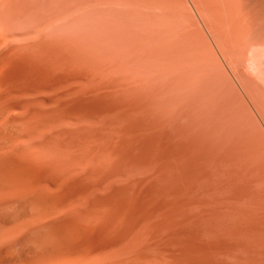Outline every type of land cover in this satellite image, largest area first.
Listing matches in <instances>:
<instances>
[{"label":"rangeland","instance_id":"374dc122","mask_svg":"<svg viewBox=\"0 0 264 264\" xmlns=\"http://www.w3.org/2000/svg\"><path fill=\"white\" fill-rule=\"evenodd\" d=\"M244 2L0 0V155L35 188L0 186V264H264Z\"/></svg>","mask_w":264,"mask_h":264},{"label":"bare ground","instance_id":"6f19581e","mask_svg":"<svg viewBox=\"0 0 264 264\" xmlns=\"http://www.w3.org/2000/svg\"><path fill=\"white\" fill-rule=\"evenodd\" d=\"M259 0H245V4H246V14H248L249 16H247V19L248 18H250V20H249V22H248V25H249V29H250V33H251V40H252V45H251V51L249 52V53H251V56H250V59H248L250 62V66H249V68H250V70H247V72H246V74H247V76H249V78L253 81V82H255V83H257L258 84V86H259V88L261 89V91H263L262 92V95H261V97L263 96L264 97V73H262L263 71H264V58L262 59V58H259V56H257L258 54H263L264 53V6H262L259 2H258ZM261 2V1H260ZM244 14V13H243ZM247 51H249V50H247ZM263 57H264V54L262 55ZM260 61H259V60ZM262 59V60H261ZM246 69H244V71H245ZM262 70V71H261ZM243 87H244V89H245V91H246V93H247V95H248V97H249V99L251 100V102L253 103V105L255 106V108H256V110L259 112V114H260V116L262 117V119L264 120V103H262L261 102V100L262 99H264V98H262L261 100H260V98H258V97H255L254 95H253V93L251 92V90H249L248 88H247V86H245V83L243 84ZM21 124V123H20ZM17 148V147H16ZM15 151H13V148L12 147H10L9 146V148L7 149V150H5L4 152H1V155H0V157L1 156H3L4 155V157H3V159L2 158H0L1 159V161L0 162H2V160H4L5 159V163H4V161H3V163H2V165L0 164V186H2L3 188L2 189H8V188H4V186H9V185H12V184H16V183H18V184H16L15 185V187L16 188H19L18 190H14V191H11L10 192V194H9V196H11V197H9L10 199L12 198V196H14V194L13 193H15V194H21V193H26L25 195H28V193L30 192V191H32L33 189H35V188H33L34 186H31V185H29V184H27V185H22V183H23V180H25V179H23V180H21L22 178H25V175H24V173H25V171H24V169L25 168H23L21 165H18V164H15V163H12V162H9V157H11L12 156V154L14 153ZM3 153H5V154H3ZM14 155V154H13ZM256 158V157H255ZM258 158V157H257ZM8 159V160H7ZM11 159H13V158H11ZM248 159H250V158H248ZM253 160V159H252ZM15 161V160H14ZM16 162V161H15ZM246 162V161H245ZM252 162V161H251ZM256 162H258V161H256ZM19 163V162H18ZM60 163V162H59ZM249 163V162H248ZM247 162L246 163H244V164H248ZM255 165V164H254ZM44 167V166H43ZM249 166L247 165V168H248ZM253 167V166H252ZM249 169V168H248ZM249 170H247V172H248ZM245 172L246 171H244L243 173H244V175H245ZM23 173V177H22V174ZM250 173V172H249ZM251 173H252V171H251ZM255 173V170H254V172H253V174ZM247 175H248V173H246ZM256 174V173H255ZM249 176H251L250 174H249ZM256 176V175H255ZM255 176H253V177H255ZM250 178V177H249ZM246 179V178H245ZM27 181V180H26ZM248 181V180H247ZM245 182V181H244ZM250 182V181H249ZM33 183V182H32ZM247 183V182H246ZM34 184V183H33ZM45 188V187H44ZM46 189V188H45ZM43 190V189H42ZM49 191H50V189H48ZM36 191H37V189H36ZM36 191H35V193H36ZM33 192V191H32ZM45 192V191H44ZM51 192V191H50ZM42 193V192H41ZM13 194V195H12ZM22 194V195H23ZM30 194V193H29ZM40 194V193H39ZM44 194V193H43ZM48 195H50V193H48ZM41 197H43V196H40V198ZM44 197H46L45 195H44ZM43 197V199H45ZM33 199H35V198H33ZM43 199L41 200V201H43ZM244 199V198H243ZM13 200V199H12ZM52 202V201H51ZM46 203H48L49 204V202H46ZM52 204V203H51ZM50 204V205H51ZM43 205H45V204H43ZM49 206V205H48ZM52 206V205H51ZM57 206H59V205H57ZM56 206V207H57ZM23 207V206H22ZM51 208V207H50ZM53 208V207H52ZM76 208V207H75ZM80 208V207H79ZM78 208V209H79ZM81 210V209H80ZM79 210V211H80ZM47 211V210H46ZM77 210L76 209H74V208H72V207H67L66 209H64V210H59L58 211V209L56 210V211H54V209H48V211L45 213V211H44V214L42 215L41 213L43 212V210L41 211V213H40V217L38 218H36V223H37V221H40V219H41V217H43L42 218V222H38V224L40 223V224H42V223H44V222H46V220H48L49 218L48 217H50V219H53L51 222L49 221V224H48V236H47V238H48V242H50V243H53V244H56L58 241H62L61 239H64L63 237H62V233L64 232L63 231V227L61 226V222H62V220H65V219H68L69 218V216H71V218L74 220V218L76 219V220H78L79 219V217L77 216V213H75ZM81 214H83L82 212L80 213V215ZM79 215V214H78ZM84 215V214H83ZM47 217V219H44V218H46ZM52 217H54V218H52ZM74 217V218H73ZM78 217V218H77ZM84 218V217H83ZM38 219V220H37ZM43 219H44V222H43ZM87 219V218H86ZM84 220V221H87V220ZM68 220H70V219H68ZM80 221L82 220V218L81 219H79ZM78 220V221H79ZM83 220L81 221V222H83ZM91 220V219H90ZM243 220H245V219H243ZM77 221V222H78ZM75 222V221H74ZM76 223V222H75ZM39 224V225H40ZM44 224H46V223H44ZM45 226H47V225H45ZM63 231V232H62ZM65 235V234H64ZM49 240H51V241H49ZM64 241V240H63ZM42 242H44V241H42ZM45 243V242H44ZM49 244V243H48ZM61 244H63V242L62 243H60V244H56V246H59V245H61ZM46 245V244H45ZM44 245V246H45ZM130 245V244H129ZM41 246V245H40ZM47 246V245H46ZM50 246L48 245V248H49ZM25 248V247H24ZM51 249V248H50ZM126 249V248H125ZM125 251V250H124ZM117 252V251H116ZM123 252V251H122ZM115 253V252H114ZM118 253V252H117ZM121 252H119V254H120ZM53 255V254H52ZM109 255H110V253H109ZM109 255H107V256H109ZM114 255H116V254H114ZM114 255H110L109 257H113ZM118 255V254H117ZM121 255V254H120ZM102 256V255H101ZM101 256H96V257H92V258H94V259H90V260H85L84 258H71L70 260H71V263L72 264H112V263H110V262H103V263H99V260L98 259H100V257ZM103 256H104V254H103ZM101 257V259L103 260V258L104 257ZM105 257V260L104 261H106V260H110L111 261V259L109 258L108 259V257ZM97 257H99V258H97ZM84 259V260H83ZM96 259V260H95ZM100 259V260H101ZM113 260V259H112ZM114 261V260H113ZM125 261V260H124ZM115 264V263H114ZM119 264V263H118ZM126 264V263H125Z\"/></svg>","mask_w":264,"mask_h":264}]
</instances>
